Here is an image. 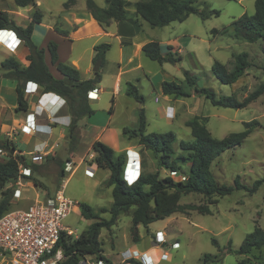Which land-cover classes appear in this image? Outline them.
I'll use <instances>...</instances> for the list:
<instances>
[{"label": "rangeland", "instance_id": "374dc122", "mask_svg": "<svg viewBox=\"0 0 264 264\" xmlns=\"http://www.w3.org/2000/svg\"><path fill=\"white\" fill-rule=\"evenodd\" d=\"M66 1L36 0V7L20 8L15 5L14 0H4L0 2V9L6 10L12 18L25 27L32 22L33 14L36 11L42 13L43 25L35 24L33 34L34 43L39 47L48 40V43L50 41L57 43L60 50V36L56 34V31L65 32L63 30H68L73 39L83 37L79 40L75 39L71 48L68 44H62L61 55L66 60L64 63L69 65L72 60H77L81 76L86 79L91 77L87 68L91 67L93 70L96 64L91 61L92 55L94 53L96 55L94 47L108 43L111 48L106 55L110 52V59H119V46L115 38L100 35L99 32L102 31V28L99 22L92 20L89 26L78 24L73 26L71 23L66 24L65 21L62 24L60 16H63L62 12ZM94 1L97 5L105 6V0ZM129 1L135 3L140 0ZM86 3V0H79V9H83L82 7L87 9ZM196 4L201 10L206 7L208 10L218 11L220 14L207 20H203L198 15H191L184 22H174L166 27L156 28L142 21L141 30L143 32L141 33L140 30V36L162 43L164 47L171 45L180 49L181 62L165 63L161 66L160 63L150 60L140 52L138 58L133 59V65L123 68L124 71H130L123 76L121 93L118 96L119 110L113 123L119 125L118 127L122 125L135 129L139 126V121L136 119V113L131 114L130 119V106L146 108L147 133L174 132L177 137L175 148L178 150L180 141L190 142L193 140L188 122L194 118L208 119L206 126L212 136L217 139L242 132L245 130L244 123L257 120L260 127L256 128L241 145L225 151L210 168L215 181L220 185L233 186L238 178L242 185L251 188L256 181L264 179V95L245 109H231L213 106L201 89L214 91L218 98L234 95L239 101H243L258 86L264 84V42L249 43L227 34L215 36L212 32L213 29L228 28L235 18H239L245 13L254 14L255 0H198ZM133 10H135L134 6L127 8L129 17L133 15ZM133 29L135 30V28ZM106 30L117 31V22L106 27ZM242 53L249 55L251 67L235 84H222L212 73L214 63L219 61L231 70L234 65V55ZM17 55L18 59L22 61L26 58L20 52ZM6 56L7 51L0 46V65ZM47 61L52 73L61 79L56 66L51 64L49 53ZM138 62L142 66L136 69ZM141 68L143 69L141 70ZM100 70L104 82L103 85L99 83L97 87L102 86L108 91L113 90L118 65H110V67L106 65ZM184 71H189L196 76L198 90H192L186 86V90L191 91V97L180 98L176 114L174 112L175 116L171 117L172 120H168L166 116H161V114H165L168 104L167 98L162 92V84L165 81L170 82L172 79L176 80L178 84H183L185 81ZM92 74H94L93 71ZM127 81L138 88L144 97L143 105L126 96L124 90ZM113 96L111 92H100L96 107L99 112L96 115L101 124H104L109 116ZM129 99L132 103L130 105L127 103ZM80 124L82 126L83 122ZM62 132L66 136L60 137V147H57L54 153L48 155L47 158L43 157L45 160L41 164V168L37 172L31 168L28 169L30 177L36 180L40 186L37 187L32 180H26L23 198L18 205L12 204V210L33 204L37 194L40 195V200L54 195L56 190L67 181L64 194L76 206L63 225L68 230H72L76 237L95 222V220H86L82 216L81 204L91 206L100 219L109 220L111 218L110 213L100 212L103 208L110 209L113 203L112 188L107 183L110 172L98 169L94 176L88 175L86 173L89 168L87 163L92 160L93 155L92 148L89 147L90 144L79 143L72 152L67 140L68 128L63 126ZM10 133L13 134L12 139H14L18 150L25 152L27 159L33 161V156L29 152L33 150L36 140L33 138L26 143L22 135H16L13 130ZM120 134L121 148L130 146V144L139 146L136 139L124 136L121 129ZM103 139L109 144L117 146L116 140L110 136V132ZM139 147L141 148V146ZM123 151L125 150L115 152L119 154ZM77 153L84 156V163L74 162V165L66 162L67 159H70L71 162L74 157L78 158V156H74ZM140 155L141 160L146 159L147 161L146 171L154 172L159 169L158 160L152 152L140 150ZM134 157L137 158V155L131 153L132 162ZM55 159L65 162L64 172ZM4 160V157H0V161ZM182 166L183 171L188 172L189 165L183 164ZM161 172L162 175L168 173L166 170ZM63 173L64 176H62ZM139 173L138 164L130 163L126 175L128 182H126H134ZM217 200L216 204L209 205L203 195L193 193L183 196L179 211L171 217L151 224L148 229L142 225L138 227L140 235L138 243L134 242L131 234L133 210L128 214H121L118 222L110 230L104 228L100 233L103 253L113 264H122L126 256L133 250L147 251L159 261L155 264H204L203 257L207 254L222 256L223 260L214 264H238L242 260H245L246 264H262L264 249L254 250L248 257L227 253V249L231 247L233 250H238L247 234L253 232L256 227L264 229V185L253 194L245 189L236 190L231 195L218 197ZM208 205L211 213H200L198 207ZM163 234L166 235V244L156 246L155 239L159 240ZM214 240L217 241L218 246L214 244ZM164 252L169 254V259L166 261L160 259ZM87 258L89 261L97 260L93 256ZM5 260L0 255V264H6Z\"/></svg>", "mask_w": 264, "mask_h": 264}, {"label": "trees", "instance_id": "16d2710c", "mask_svg": "<svg viewBox=\"0 0 264 264\" xmlns=\"http://www.w3.org/2000/svg\"><path fill=\"white\" fill-rule=\"evenodd\" d=\"M4 1V0H0ZM15 5L20 8L29 6L36 7V0H14ZM78 0H67L64 9L69 10L76 5ZM106 8H100L94 0H87V9L93 18L100 24L106 21L123 22L128 19L127 8L131 6L128 0H105ZM198 0H140L135 4V13L138 17L147 22L151 27H166L174 22H184L191 15H198L203 20L212 16H219V12L204 8L201 10L197 6ZM255 12L252 15L247 13L239 18H235L228 28L222 30L213 29V34L218 36L230 35L235 39L256 43L264 42V0H255ZM42 13L36 11L33 14L32 22L27 27L19 26L5 10H0V31L8 29L14 31L25 41L30 54L27 57L28 65H23L18 59H6L1 63L3 76L15 79L19 82L17 86L18 112L28 110V102L24 97L23 87L26 83L38 84L44 93H54L61 96L68 103L71 115V122L68 126L67 140L73 152L81 138L80 122L84 117L92 116L95 111L89 105L88 94L101 82V73L94 74L91 79L84 80L79 70L74 66L59 61L58 45L50 41L47 48L38 47L33 41L34 25L42 22ZM60 33V31H58ZM67 35L65 32H61ZM108 43L94 47L96 52L93 60L105 64L106 53L110 50ZM164 53L158 42L150 41L142 47V52L152 61L160 64L166 62L176 64L181 62V57L173 46H167ZM46 51L50 55V61L56 66L61 79L57 78L46 62ZM264 52V50H263ZM234 65L231 70L225 64L216 61L212 67L213 75L224 85H233L243 76L245 71L251 67L249 55L242 53L234 55ZM185 81L178 84L175 81H165L162 84L163 94L175 98L191 97V91L186 90V86L192 90H198L195 75L189 71H184ZM201 92L211 101L213 106L231 109H245L251 103L264 95V84L258 86L243 101H239L234 95L217 97L216 93L209 89H201ZM127 96L140 104H144V97L138 88L129 84ZM113 105V100H112ZM112 110V107L110 111ZM206 118H194L188 122L191 128L193 140L180 141L176 150V134L172 131L165 133H147V119L145 109H140L139 126L136 129L124 128L123 135L130 139H136L141 151H150L158 160L159 169L154 172L146 171L147 161L141 160V173L139 178L129 185L124 178V171L129 162L127 151L117 154L110 146L95 141L92 145L94 157L90 161L98 169L108 170V186L112 188L113 203L110 209L103 208L101 213H110L109 220L100 219L94 209L81 204L80 210L86 220H95L87 230L83 231L77 238H73L63 233L57 245V249H62L64 259L59 264H80L88 256H93L97 260H102L110 264L105 257L100 241L102 229H111L119 220L121 214H128L132 210L131 234L134 242H140L139 226L147 229L155 222L163 221L179 211L180 202L183 196L189 194L203 195L209 205L216 204L218 197L231 195L236 190H247L251 194L257 192L264 185V179L256 181L251 188L242 185L238 178L233 186L218 184L212 173L211 166L225 151L241 145L249 135L258 127L257 120L244 123L245 130L239 133H232L223 139L214 138L208 130ZM0 149L8 153L4 161H0V217L12 209V198L14 191L8 188L11 182H16L20 175V166L25 169H32L37 172L41 164H35L25 155L16 154L17 146L9 138H0ZM64 172L66 164L60 159H55ZM66 162H70L67 159ZM183 164L189 165L188 172L183 171ZM162 170L168 171L162 175ZM172 172L183 174L186 180L178 182L171 176ZM64 176V173L62 174ZM26 180H32L39 187V183L32 177L25 175ZM208 206L198 207L200 213L210 214ZM216 246L218 243L213 241ZM231 246V243H230ZM264 249V229L256 227L253 232L247 234L238 250L231 247L227 253H235L239 256H250L254 250ZM204 264H214L221 262L222 256L204 255ZM133 264H140L132 261ZM238 264H246L245 260ZM264 264V262L262 263Z\"/></svg>", "mask_w": 264, "mask_h": 264}, {"label": "crops", "instance_id": "0c3cea01", "mask_svg": "<svg viewBox=\"0 0 264 264\" xmlns=\"http://www.w3.org/2000/svg\"><path fill=\"white\" fill-rule=\"evenodd\" d=\"M0 2H3V1H0ZM78 2H79V0H78ZM78 2L71 9H69V10L64 9L63 10V12H62L63 16H60L62 24L65 21L66 24L71 23V24H73V26L76 24L82 25V26L83 25L89 26L90 22L92 20H93V22H98L93 18V16L88 11V9H86V7H82L83 9H79ZM129 2H131V1H129ZM135 4H136V2L135 3L131 2V6L132 7L134 6V9H135ZM98 6L100 8H106L107 4L105 2L104 7H102L100 5H98ZM0 10H2V9H0ZM132 14L133 15H131V17H129V14H128V19L126 21H123L120 23L117 22V31H115V32H110L109 30H106V27H109L110 25H112L114 23V21L110 20V21H106V23H104V24H101L102 31L99 32L100 35H105L106 37H111V38L116 39L117 44L119 46L118 50H119L120 57H119V59H110L109 58L110 52H109L106 55L105 64L103 66H101L100 69H102L106 65L109 67H110V65H118V72L115 76L116 80H115V85L113 86V90L108 91V90H106L107 88H104L102 86H100L99 88L97 87L99 90L98 91V98L96 100L89 99V105L95 111V113L90 117H84L80 122V123L83 122L82 126L80 124V128H81L80 144L89 143L90 144L89 147L92 148V145L95 141H101V142L107 144L108 146H110L114 151L125 150V151H131V152H135V153L140 154L141 148L139 146H135L134 144H132V145L130 144V146H126L124 148H121L120 129H121L122 134H123V129L126 128L127 126L121 125V127H118L119 125L114 124L115 122L113 123L114 117L119 110L118 96L121 93L120 88H121V83L123 81V76L127 72L130 71V70L124 71L123 68L133 65L134 64L133 59L138 58L140 52L143 53L142 47L145 44H147L148 42L152 41L146 37L140 36V30L142 29V26H143L142 21H144V20L136 15L135 10H133ZM11 18H12V16H11ZM12 19L19 26L25 27L19 21L15 20L14 18H12ZM42 25H43V21L41 24H39V26H42ZM133 28H135V30ZM49 29L51 30V27ZM1 31H5V33L1 32ZM1 31H0V46H2L7 51V56H6L5 60L16 58V52L11 50L8 46V41H9V36H10V34H8V32L12 31V30L6 29V30H1ZM63 31H65L67 33L66 36L63 35L61 32L59 33L57 31H56V34L58 36H60V50H59V46H58V54L60 52L59 61L64 63V62H66V60L63 59L62 55H61V51H62L61 47L63 46L62 44H68L71 48L75 39L79 40L83 37H78V38L73 39V38H71L68 30H63ZM142 32H143V30H141V33ZM33 34H34V31H33ZM16 36H18V35L16 34ZM33 38H34V36H33ZM155 42H157V41H155ZM47 44H48V40L44 44H42L40 46V48L46 49ZM159 44L161 45L163 52L166 53L168 51L167 46L164 47V45H162V43H159ZM10 46H12L11 43H10ZM131 48H132V51H131ZM173 48H174V51H177L180 54V49L178 50L175 47H173ZM3 54H5V53H3ZM27 54H29V53H27ZM45 55H46V62L48 63V61H47L48 51H46ZM92 57L93 58H91L92 59L91 61H92V63H94L93 60L95 57V53L92 55ZM24 60H26V61H24ZM24 60L23 61L21 60V63L23 65H28L29 62L27 61V57L24 58ZM165 63L166 62H164L162 64L164 65ZM162 64H161V66H163ZM71 66H74L77 70L80 71V66H79V63L77 60H72ZM141 66H142V64L138 62L136 69L140 68ZM87 69H88V72L90 73L91 77L86 78V79L82 77L84 80L91 79L94 77V74H92V71H93L92 68L88 67ZM142 69L143 68H141V70ZM100 73H101V70H100ZM145 75L147 76V74H145ZM167 76L169 77V75H167ZM173 80L174 79H172V81ZM163 81H165V80H163ZM174 81L176 82V80H174ZM103 82H104V78L101 75L100 85H103ZM18 84H19V82L17 80L3 76V71L1 70V65H0V138L11 139L12 136L9 133L12 130H15L17 135L23 136L22 133H19L21 130L20 128H22L24 125H26L27 116L30 114H34V120H35L34 123H35L36 130H35V132L31 131V133L32 134L34 133L33 138L36 140V143L33 145V150L30 151L29 154L31 152L40 151L43 155L48 154L50 156L52 153H54V150L57 147H60V137L61 136L63 137V135L66 136L64 134V132H62V127L64 126V127L68 128V126L71 122V115L69 112V106L65 102V100L62 99L61 101H59L56 94L54 95V93H44L41 91V89L38 88V86H39L38 84H35L33 82H29V83H26L25 86L23 87L24 97H25L26 101L28 102V110L26 112H18L17 111V107H18L17 86H18ZM129 84H132V83L127 81L126 82V88L124 90L126 96H127V89H128ZM103 91L104 92H111L114 96L112 97L113 105L111 102V106H110V109L112 107V110L110 111V109H109L110 113L106 119V122L104 124H101L98 120L99 118L96 115L99 112V110L96 107L98 105V100L100 98V92H103ZM165 96L167 98L168 104H167L165 112H164L165 114L164 115L161 114V116H166V118L168 120H172L171 117L175 116L176 111L178 109V104L181 100H180V98H175L173 96H167V95H165ZM128 98H130V97H128ZM127 103H128V105L132 104L130 99L127 101ZM135 106L134 105L130 106L131 107L129 109L130 110V119H131V114L134 115L136 113L135 114L137 117L136 119L139 121L141 108H138V107L135 108ZM169 110H170V116L167 117L166 112L167 111L169 112ZM174 112H175V114H174ZM145 115H146V108H145ZM146 119H147V117H146ZM129 121H131V120H129ZM109 132H110V136H112V138L116 140L117 146H114V145L109 144L108 142L104 141L103 138ZM2 133H4V134H2ZM9 136H11V137H9ZM65 139H66V137L64 138V141H65ZM47 146H49L50 148H46ZM16 154L25 155V152L19 151L17 148ZM47 156L45 158H47ZM74 156H78V158L74 157L73 161L75 159V161L78 160V164L84 163L83 162L84 156H81V154H78V153L74 154ZM80 159H82V160L80 161ZM70 163L71 162H69V164ZM87 164L90 165L91 163L89 162ZM24 187H25V185L20 188L21 197H20L19 201H21L23 198ZM43 193L46 194L45 192H43ZM44 199H45V197H44ZM37 200H40L39 194H37L34 203ZM19 201H18V203H19ZM14 203L15 202H13V204ZM18 203H15V204L18 205ZM30 205H32V204H29L27 207L20 208V209H26ZM12 207H13V205H12ZM133 251L138 252L140 254L141 253L142 254L147 253V251H143V252H140L139 250H133ZM147 254H149V253H147ZM108 261L110 262V264H113L112 261H110L109 259H108Z\"/></svg>", "mask_w": 264, "mask_h": 264}, {"label": "built area", "instance_id": "2783aa9c", "mask_svg": "<svg viewBox=\"0 0 264 264\" xmlns=\"http://www.w3.org/2000/svg\"><path fill=\"white\" fill-rule=\"evenodd\" d=\"M5 33V31H1ZM9 41L8 46L11 50L16 52V59H18L19 52L23 54L24 57H28L30 54L28 47L25 45V41L19 36H16L14 31H9ZM10 43L12 46H10ZM7 44V43H6ZM27 47V48H26ZM27 51V52H26ZM29 53V54H27ZM21 62V59H18ZM39 89L40 86H38ZM98 88L88 94V98L96 100L98 98ZM167 117L170 116L169 112H166ZM34 114H30L26 118V125L20 128V132L23 134V139L28 143L33 139L36 127L34 123ZM15 132V130H13ZM18 133V134H19ZM11 136L13 135L12 133ZM17 135V134H16ZM10 136V137H11ZM14 142V139H11ZM46 148H50L47 146ZM16 153V152H15ZM131 153L137 155L134 157L132 162ZM33 156V163L40 164L43 162V157L48 154H42L40 151L31 152ZM129 162L125 168L126 174L124 175L125 180H127V170L130 165L138 164L139 172L141 173V155L139 153L127 151ZM8 153L0 149V157L7 158ZM94 155H92V158ZM78 161H71L74 164ZM96 170H98L95 164H90L86 173L90 176H94ZM28 169H25L22 165L20 166V177L16 182H11L8 188H12L14 191L13 202L18 203L21 197L20 188L24 186L26 179L25 175L30 176ZM140 173L137 179L140 176ZM171 176L174 177L178 182H183L186 177L183 174H178L172 172ZM136 179V180H137ZM135 180V181H136ZM128 182V180H127ZM132 185V183H128ZM67 181L60 186L54 195L45 198L44 200H37L35 203L30 205L26 209H15L10 210L0 217V255H2L6 260V264H59L63 259L62 249H57V245L63 233L77 238L74 236L75 233L72 230H68L64 225L65 219L70 215V213L75 208V203L68 199L65 194V188ZM2 194L0 191V200ZM166 235L158 240L155 239L156 246L160 244H166ZM163 245V246H164ZM160 259L166 261L169 259V254L164 252L161 254ZM132 261L139 262L140 264H155L159 262L155 257L147 253L140 254L138 252L132 251L126 256V259L122 264H133ZM80 264H107L102 260L91 261L86 257Z\"/></svg>", "mask_w": 264, "mask_h": 264}, {"label": "water", "instance_id": "95a60500", "mask_svg": "<svg viewBox=\"0 0 264 264\" xmlns=\"http://www.w3.org/2000/svg\"><path fill=\"white\" fill-rule=\"evenodd\" d=\"M8 29H10V25H8ZM101 65H102V62L101 61H97L96 64H95V67L93 69V73L96 74V73H99L100 71V68H101ZM126 174V172H124V175Z\"/></svg>", "mask_w": 264, "mask_h": 264}, {"label": "clouds", "instance_id": "9594fccd", "mask_svg": "<svg viewBox=\"0 0 264 264\" xmlns=\"http://www.w3.org/2000/svg\"><path fill=\"white\" fill-rule=\"evenodd\" d=\"M54 95H55V94H54ZM56 96H57V98H58L59 101H61V100L63 99L61 96H59V95H57V94H56ZM63 100H65V99H63ZM65 102H66V101H65ZM126 181H127V180H126ZM134 182H135V181H134ZM134 182H133V183H134ZM133 183H132V184H133Z\"/></svg>", "mask_w": 264, "mask_h": 264}]
</instances>
